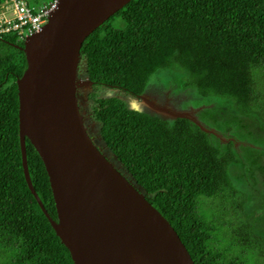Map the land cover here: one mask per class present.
I'll list each match as a JSON object with an SVG mask.
<instances>
[{"label": "trees", "instance_id": "16d2710c", "mask_svg": "<svg viewBox=\"0 0 264 264\" xmlns=\"http://www.w3.org/2000/svg\"><path fill=\"white\" fill-rule=\"evenodd\" d=\"M0 45V253L6 264H73L24 179L15 82L26 67L22 43L0 34ZM79 52L94 88L137 95L156 86L184 93L177 110L198 108V121L211 131L91 94L104 148L169 222L194 264H264V244L252 226L213 210L235 192L232 178L249 172L264 180V133L229 125L237 114L264 120L254 83L257 73L264 83V0H130L84 38ZM162 71L175 75L162 79ZM227 107L236 114L228 120ZM25 152L32 187L55 218L45 169L27 139Z\"/></svg>", "mask_w": 264, "mask_h": 264}, {"label": "water", "instance_id": "95a60500", "mask_svg": "<svg viewBox=\"0 0 264 264\" xmlns=\"http://www.w3.org/2000/svg\"><path fill=\"white\" fill-rule=\"evenodd\" d=\"M130 0H57L40 31L25 37L26 67L16 78L21 166L26 184L73 264H194L169 222L124 176L87 131L78 91L92 85L78 77L80 46L104 20ZM147 110L187 118L140 95ZM45 169L55 218L29 177L25 140Z\"/></svg>", "mask_w": 264, "mask_h": 264}, {"label": "rangeland", "instance_id": "374dc122", "mask_svg": "<svg viewBox=\"0 0 264 264\" xmlns=\"http://www.w3.org/2000/svg\"><path fill=\"white\" fill-rule=\"evenodd\" d=\"M29 2L31 4L29 6H38L42 1L32 0V2L31 1ZM1 11H2V14L5 16L7 13L6 8L2 9ZM20 43L22 42L20 41ZM80 67H81L80 69L81 71L85 69L82 63L80 64ZM159 74L162 75V79H167L171 74H172L171 76L175 75V73H171L170 71L168 72L162 71V72H159ZM261 75H262L261 73H257V76H255L254 78V81H255L254 83H255V86H257L258 97L260 99L264 98V92H261V91H264V83L261 80L263 76ZM86 77H87L86 73H84V75H81L82 79H86ZM93 92L96 93L95 96L97 97L115 96V97L121 98L123 101L126 102L127 106L131 108L143 109V105L140 104L141 102L134 99L132 97L133 95L129 96L128 93L126 94V93H123L119 89H112V87H107V86H101V87L96 86V88H93V86H87L85 88H82V91H79L78 93L79 106L84 115L88 132L93 136L98 147H100L101 150H103V152L112 161L114 166H116L118 170H120V172H122L126 177L129 178L128 174L125 172V170H123L122 166L117 161V159L115 157H111L108 150L104 148V144L102 143L100 139V135H99L100 124L97 123L92 118V107L94 105V100H93L94 97H91L90 95ZM165 92H168V91L165 90ZM168 95L170 96L169 97L170 103L167 106L170 109H176L174 107L180 105L181 97H183L184 93L182 91H178L176 93H168ZM147 96H151L153 99H156L154 97L155 94H151L150 92H148ZM220 104L225 105L224 102H220ZM188 105L190 104L188 103ZM189 107L190 108L188 110H191L192 111L191 113L194 115V117L198 119L196 117L198 108H193L192 106H189ZM227 109H228V112L226 113V116L224 117L227 118V120L232 118L233 116L235 117L236 115L235 110L233 108H231L230 110L229 107H227ZM236 121L241 122V125L246 124V126L257 128L259 132H261L260 133L261 135L264 133V120L257 115H250L246 117L244 115L237 114L236 120L229 121V125L235 123V126H237ZM249 130L251 131V129ZM233 133L238 137L240 136L239 133L237 134L235 129L233 130ZM245 137L248 139V142L251 143L250 136L245 135ZM261 140H262L261 142H263L264 137H261ZM261 146H264V144H261ZM236 172H237V168H235L234 170V175H236ZM257 178L261 179L260 177H257ZM257 178L255 176L254 177L251 176L249 172H246V174L241 176L240 178L238 177L232 178V184H233L232 186L235 188V192L230 197L226 205H223V204L213 205L215 206L213 207L214 208L213 210H216V209L224 210L225 214L223 218H229V217L235 218L236 216H238V219L241 221L242 225L246 224L248 226H252L253 235H256V238H255L256 242L264 244V185H263L264 180L257 182L256 180H254ZM211 201L215 203L214 199H212ZM209 205L211 204L208 201L204 202L203 210L208 211ZM7 258H8L7 255L5 257V255H2L0 253V264H6L5 260H7Z\"/></svg>", "mask_w": 264, "mask_h": 264}, {"label": "built area", "instance_id": "2783aa9c", "mask_svg": "<svg viewBox=\"0 0 264 264\" xmlns=\"http://www.w3.org/2000/svg\"><path fill=\"white\" fill-rule=\"evenodd\" d=\"M57 0L41 3L39 6H29L25 0H8L6 8L11 7L12 18L0 13V34L14 33L17 39L23 40L26 36L40 31L54 9Z\"/></svg>", "mask_w": 264, "mask_h": 264}, {"label": "flooded vegetation", "instance_id": "af4514ba", "mask_svg": "<svg viewBox=\"0 0 264 264\" xmlns=\"http://www.w3.org/2000/svg\"><path fill=\"white\" fill-rule=\"evenodd\" d=\"M80 64L81 63H79V65H78V77L80 78V79H82L81 78V75H84V70L83 71H81L80 69H81V67H80ZM87 78V77H86ZM88 79V78H87ZM91 86H93V84L91 85ZM102 86V85H101ZM101 86H99V87H101ZM94 88V87H93ZM97 89H99V88H97ZM112 89H118V88H114V87H112ZM120 90V89H119ZM79 91H82V89H80ZM79 91H78V93H79ZM121 91L123 92V93H128L129 94V96L130 95H133V94H131V93H129V92H126L125 90H122L121 89ZM148 92H150L151 94H155V98L156 99H153L151 96H147L148 95ZM153 92V93H152ZM78 93H77V95H78ZM168 93L169 92H165L164 90H161V89H158L156 86H151L150 87V89H148L147 91H145L144 93H141V94H137V95H133L132 97L134 98V99H136L137 101H139V102H141L140 100V95H144L145 97H147L148 99H150V100H152V101H154L155 103H157V104H159V105H163V106H167V105H169V101H170V96L168 95ZM91 96V95H90ZM163 100H165V101H163ZM126 103V102H125ZM168 103V104H167ZM78 104H79V101H78ZM140 104H142V103H140ZM143 105V109H145V110H147V108L145 107V105L144 104H142ZM80 107V106H79ZM168 107V106H167ZM173 107V106H172ZM174 108H176V107H174ZM141 109V108H140ZM81 110V109H80ZM98 123V122H97ZM87 131H88V129H87ZM89 133V132H88ZM90 134V133H89ZM90 136L93 138V136L90 134ZM94 139V138H93Z\"/></svg>", "mask_w": 264, "mask_h": 264}, {"label": "clouds", "instance_id": "9594fccd", "mask_svg": "<svg viewBox=\"0 0 264 264\" xmlns=\"http://www.w3.org/2000/svg\"><path fill=\"white\" fill-rule=\"evenodd\" d=\"M8 0H3L2 2H0V13L2 14V9H4V8H6L5 6V4H6V2H7ZM26 1V0H25ZM49 1H51V0H49ZM48 1V2H49ZM41 4V3H40ZM56 4H57V1H56ZM12 7V6H11ZM11 7H8V8H6V10H7V13H6V15H5V17H7V18H12L13 17V12H12V10H11ZM35 7H37V6H35ZM55 7H56V5H55ZM54 7V8H55ZM54 10V9H53ZM52 10V11H53ZM51 11V12H52ZM3 15V14H2ZM46 23V22H45ZM3 34H11V35H14V33H11V32H9V33H3ZM15 36V35H14ZM16 37V36H15ZM27 37V36H26ZM25 39V38H24ZM24 39L23 40H19V41H21L22 43H23V41H24ZM16 41H18V39L16 38ZM87 79V78H86ZM90 80V79H89ZM120 171V170H119ZM122 173V172H121ZM123 174V173H122ZM124 175V174H123ZM125 176V175H124ZM128 178V177H127Z\"/></svg>", "mask_w": 264, "mask_h": 264}]
</instances>
